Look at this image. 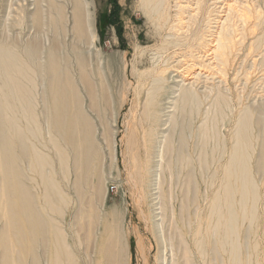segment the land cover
Returning <instances> with one entry per match:
<instances>
[{
	"label": "rangeland",
	"instance_id": "1",
	"mask_svg": "<svg viewBox=\"0 0 264 264\" xmlns=\"http://www.w3.org/2000/svg\"><path fill=\"white\" fill-rule=\"evenodd\" d=\"M172 1L171 15L179 9L176 2L185 5L179 31L169 28L168 17L148 16L141 0H81L93 22V43L76 32V0H0V43L17 41L27 61V44L38 41L40 59L28 61L46 66L58 40L60 57L79 85L82 108L92 123L96 152L86 171L75 168L73 159L60 163L48 139L50 121L41 122L47 128L41 138L45 143L32 137L33 126L27 127L31 141L50 162L54 158L44 171L53 184L45 187L40 181L35 190L42 196L44 188L55 191L56 201L62 202L53 218L69 243L65 249L75 258L65 259L68 264H108L105 245L111 240L114 208L122 210L126 264H188V250L194 252L189 251L192 264H264V0ZM38 8L41 23L34 16ZM196 11L198 17L188 21ZM188 26L190 32L185 31ZM221 31L225 35L219 48L225 51L218 49L215 65L211 50L218 46ZM169 33H179L177 43H187L182 45L187 54L220 72L215 82L202 77L199 102L183 104L175 90L181 84V57ZM223 53L227 56L222 58ZM110 58L121 63L119 74L111 70ZM35 77L41 113L49 106V75L44 69ZM189 77L183 76L194 81ZM0 92L9 89L2 84ZM170 95L171 103H166ZM246 125L249 151L243 167L248 173L245 178L243 169L235 168L229 178L228 162L233 150L243 147ZM28 161L23 164L27 175L40 180L31 167L32 155ZM242 190L247 191L245 201H240ZM217 196L219 210L227 216L216 226L212 210ZM228 199L236 210L230 223ZM48 249L46 244L39 248L42 264H49Z\"/></svg>",
	"mask_w": 264,
	"mask_h": 264
},
{
	"label": "bare ground",
	"instance_id": "2",
	"mask_svg": "<svg viewBox=\"0 0 264 264\" xmlns=\"http://www.w3.org/2000/svg\"><path fill=\"white\" fill-rule=\"evenodd\" d=\"M76 2V13H74L76 19V32H78V34L82 37H91V40L94 43L96 34L93 27V22L91 21V15L89 16V14L86 13L84 9L85 5H83L81 0H76ZM171 3H173L172 0H141V7L145 10L148 16H155V19L161 20V17L163 15L166 21L168 17L170 22V24L168 25L169 28L171 30L179 31L183 29L181 28L183 26L178 24H184L185 22L183 16V8L185 5H181L179 1L176 2V5L177 7H179V9L175 15H171ZM160 5L163 6V8H161L162 13L160 12ZM55 9L57 10L56 6ZM198 9L200 11L202 9L201 6H199ZM199 11H196V13L193 15L191 13L190 20L188 21H193V19L195 20L198 17ZM34 16L35 20L38 23H41L43 16L40 15V10ZM174 16L175 19L171 20ZM61 19H64L63 14L61 15ZM174 22L176 23L173 24ZM166 23L167 22H165V24ZM191 23L194 24V22ZM189 27L190 26H188L187 29L188 31L185 30L186 32L191 31ZM169 35L171 37L169 39L172 40L171 42L177 40V45L174 47L176 49L175 54L178 55L180 53L181 57V60L180 62L178 61L179 64L177 65L178 69L181 68L178 70V73L182 74V78L178 79L177 82H181V84L180 87L175 90L179 91L178 95L180 96V100L183 102V104H187L189 102L191 103V101L199 102V98L197 97L199 91L197 90V87L200 86V80H202V77H205L208 80L211 77L215 82L216 75L220 72L213 71L217 70L215 68L216 66L213 65L214 67H211L210 65H208L209 63L206 64L201 59H199L200 57L190 52H188L190 54H187L186 50H184L185 48L182 47V45L186 42L183 44L177 43L181 40L178 36L179 33H169ZM224 35L221 31L218 36V46L214 50H211L212 52L210 51L212 55L216 57L212 61V64L216 63L215 60L217 59L218 52H220L222 49H220L219 47H221V41L223 40ZM57 41L53 43L52 49H50V61L46 66L40 62L39 64L38 62H36L37 59H40V54L42 52V44L40 42L36 41L27 44L25 48V53L28 56L26 57L29 58L28 60H30L31 58L36 60L32 63H30V61L28 60L26 61V59L23 58V54L19 52V45L17 41L15 42V40H13V44L0 43V88L3 84L7 89H9V92H0V264H42L41 256L39 255V248L44 244L49 247L48 251L46 252L48 253L47 260L49 261V264H68V261L65 260L68 259V257V260H72L71 255L68 253V250L65 249V245L67 244L65 242L66 238L63 235V232L61 233L59 225L55 223L53 218V215L59 213L61 209V206H58L61 201H56L54 197L55 194H53V192L55 191H48L47 188H44V191H46L45 194L43 192L44 195L42 196L35 190V188H40L38 187L39 185H41L39 184L40 181L44 183V186L46 185L45 187H47V185L53 184V181L47 174L44 173V171L46 165L54 161V158L51 162L49 161L51 158L49 159L48 155L42 153L40 149L35 145V143L31 141V137L28 133L27 128L28 125L33 126V132H31L32 137L34 139L41 140V138H44V132L47 129L46 127L43 128L41 122L49 123L50 121L51 126H49L48 129V139L51 140L52 143L50 141L49 143L53 144L55 155L60 160V163L64 164V162H69L71 159H73L75 168L78 167L80 168V170L82 169L85 171L86 169H88L91 156L94 154V152H96L92 135V123L89 117H87L84 109L82 108V99L80 96L79 85L76 83L71 71L69 70V67L67 65L68 63L66 62L67 64H64L63 60L60 57L59 52L61 50H59L60 46L58 45H61V43H58ZM198 43V47L200 50V48L203 47V42L199 41ZM218 49H220V51H218ZM222 51H225V49L223 48ZM191 52H193V50ZM226 54L223 53V56L221 55L220 57H226ZM219 59L220 58L218 56V60ZM225 59H228V57ZM110 67L112 68L111 70L116 71L117 74H119L121 72V69L123 68L121 63L119 64V62L117 60H114L113 58H110ZM196 67L201 70H199L196 75H191L194 74L193 71ZM34 68L37 70H35ZM44 69L49 75L47 92L49 106L48 108L46 107V109L44 107L42 112L39 113L36 108V87L38 85V82L35 75L37 72L39 73ZM202 69L206 70L207 72H203ZM183 76H191L189 78H194V81L186 82L187 79L183 78ZM87 78H84V80L85 83L89 85L88 83H90V81H88ZM203 81L204 80H202V82ZM206 82L208 83V81ZM158 90H160V88L156 91ZM43 96H45V93ZM169 97H171V95L165 98V101L167 100L166 103H171V101L168 100ZM11 100L14 102H11ZM16 101L20 104L16 105ZM143 107L145 106L143 105ZM171 108H173V106ZM144 111L147 112V110ZM159 122V124H161V121ZM157 126L160 127L162 125ZM241 133L243 134L242 140L244 141V144L243 147L242 144H239L235 148V151L233 150L232 158L229 159V178H231L232 176L231 170L235 168L241 167L243 169L242 174H244V177L247 176L248 173L245 167H243V163L247 160L246 156H248L249 151L247 141H245L246 138H248L247 125L243 128V131ZM238 154L241 156L240 159H238ZM30 155H32L33 157V165L31 166L32 170L36 169L39 171L40 180H38L36 176V178H31L26 173L27 169L23 164L25 163L27 165L28 163H30L28 161L30 159ZM52 166V168H54L53 164ZM31 180L35 182L34 186L31 184ZM53 186H55V183ZM50 187L52 188V186ZM243 193L244 190L241 191V194ZM246 194L247 191H245L244 196L241 195L242 198L240 201L247 200ZM231 195L232 199L234 195H236V189L231 191ZM231 199H228L229 214L227 217V221L229 223L234 219V217L232 216L234 212L236 213L234 207L235 202L234 200L231 201ZM61 200L63 201L64 199L61 198ZM218 202L219 196L216 197V202L214 203L212 210V216L215 220L216 226L221 225L220 219L222 216H227V213H222L221 210H219ZM54 203H56L57 205ZM113 211L115 223L111 226V240L105 245V247H107V251L105 252V254L108 257V264H126L122 256L125 253L123 251L127 250L126 247H128V242H125L124 240L125 234L123 223H121L120 221L122 210L119 208H114ZM231 216L233 217V219ZM234 216H236V214ZM201 242L202 236L198 237L196 240L199 251L202 247ZM189 251L190 250L187 251L188 253L186 252V258L188 260V264H192L193 260L192 258H190ZM47 255L45 256L47 257ZM73 259L74 260L72 261H75V258ZM69 264H76V262H72Z\"/></svg>",
	"mask_w": 264,
	"mask_h": 264
}]
</instances>
